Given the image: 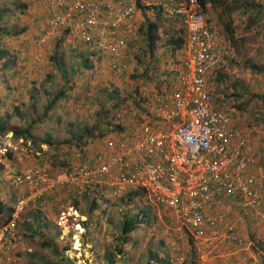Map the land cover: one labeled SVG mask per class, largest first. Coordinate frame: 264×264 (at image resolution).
<instances>
[{"label": "rangeland", "instance_id": "rangeland-1", "mask_svg": "<svg viewBox=\"0 0 264 264\" xmlns=\"http://www.w3.org/2000/svg\"><path fill=\"white\" fill-rule=\"evenodd\" d=\"M1 2L12 8L16 2L26 6L22 12L15 9L13 13H4L0 20V25L14 28L16 32L14 36L0 35V46L15 56L5 67H0V122L9 129L0 133V200L11 207L16 192L9 185L10 175L32 165L45 166L55 174L62 163L87 161L95 150L102 147L107 136H114L118 130L114 125L127 129L141 116L146 117L154 93L171 88L175 80L173 77L163 82L156 75L161 68L158 67L156 72L153 65L148 73L154 72V76L146 81L141 78L143 63L139 62L145 64L148 56L145 40L138 28L149 18L146 14H142L116 69L115 62L62 33L44 45L34 46L32 39L49 16L44 0ZM258 9L253 6L231 13L236 37L234 49L216 22L218 9H208L205 15L210 25L229 44L228 53L211 83L213 104L232 116L250 142L264 147V100L261 97L264 93V4L259 9L262 11L258 21L249 25ZM167 22L163 18L158 28L153 56H160V63H164L167 55L171 62L176 63L175 53H169L165 39L179 29L171 28ZM36 48L42 51L40 61L32 57ZM55 49L65 66L75 67L67 83H63L49 61L48 56ZM82 57H87L89 67L82 66ZM48 74L52 79L47 77ZM61 88L64 96L36 120L48 97ZM109 91L116 92L117 98L109 100ZM30 121L29 133L39 145L13 136L14 131L26 129ZM74 124L98 125L100 129L94 128L95 134L86 140L82 154L78 148L64 142L69 135V126L73 128ZM101 131L104 136L99 137L97 134ZM47 138L58 145L41 143ZM60 191L64 194L56 196L58 199L48 201L52 198L49 197L45 207L30 208L20 216L16 247L4 264H81V260L87 264H159L154 262V255L168 260L169 264H189L193 253L197 264L204 262L199 260L192 238L176 215L156 207L142 195L128 199L127 192L112 197L93 188L79 195L71 192L69 196L64 189ZM69 203L77 208L83 220L85 230L80 235V251L73 250L76 244L70 242V234L59 238L61 231L54 220L55 211ZM145 208L148 216L146 220H140ZM6 217L5 210L0 214V223ZM125 220L130 221L127 227L132 225V228L124 232L122 225ZM257 227L251 223L246 225V235L252 244L242 264H264V239L255 235ZM259 229L262 231L264 228ZM106 251L113 255L112 262L104 260Z\"/></svg>", "mask_w": 264, "mask_h": 264}, {"label": "built area", "instance_id": "built-area-1", "mask_svg": "<svg viewBox=\"0 0 264 264\" xmlns=\"http://www.w3.org/2000/svg\"><path fill=\"white\" fill-rule=\"evenodd\" d=\"M44 4L49 16L32 39L34 46L62 33L115 62L117 69L138 28L135 15L152 18L159 11L182 31L184 54L175 82L154 93L146 117L107 136L90 159L63 163L55 174L32 165L9 176L16 194L0 223V264L15 250L20 216L30 208L45 207L47 198L62 189L79 195L93 188L112 197L142 191L150 203L176 215L199 257L226 256L251 245L241 227H264V147L250 142L232 116L213 104L211 83L229 44L210 25L199 1ZM32 57L40 61L41 49L36 48ZM83 146L78 148L81 154ZM54 220L59 238L70 234L73 250L80 251L85 229L77 208L70 203L58 208Z\"/></svg>", "mask_w": 264, "mask_h": 264}, {"label": "trees", "instance_id": "trees-1", "mask_svg": "<svg viewBox=\"0 0 264 264\" xmlns=\"http://www.w3.org/2000/svg\"><path fill=\"white\" fill-rule=\"evenodd\" d=\"M199 3L201 4V6L204 8L205 13L208 11V9H213V10H217L216 13V22L220 25V27L222 28L223 32L225 33V39L227 41H229L230 45L234 48H236V37H235V31H234V27L232 24V18H231V13L235 10H239L242 11L244 10V8L247 7H258L260 9V7L262 6V4H264V0L263 1H256V0H198ZM25 3H21V2H16L14 3V7H10L8 5H6L5 3L1 2L0 3V20L3 17L4 13H13V10H20L22 12V10H24L25 8ZM259 9L257 10V12L252 16V18L249 21V25L252 23H255L256 21H258V17L261 13V11H259ZM165 19V18H164ZM163 22V18L162 15L159 13V11H156L153 13V17H149L146 18L143 26H140L138 28V30L141 33V36L144 38L145 43L144 46L146 48L147 51V56L148 58L146 59V63L144 64V62L140 61V63H143V71L141 72V78L143 80H149L150 78L153 77L154 74H151V72L148 73L149 70H151L152 65L154 66V63H156V56L154 58L153 56V46H154V42L158 39V28L160 27V25ZM179 31L182 33L181 30H178L177 33H175V31H173V34L168 38L165 39V44L168 45L169 47V53L173 54L175 53L177 50L179 49H183V35L179 33ZM6 35V36H14L16 34V32L14 31V28H11L9 26L6 25H0V35ZM57 47V46H56ZM59 51H57V49H55L53 51L52 54H50L48 56L49 61L51 62L52 66L56 69V71L58 72L60 78L63 80V83H67L70 80V76H72V74L75 72L73 65L67 64V66H65V62L61 59L59 53ZM15 56L13 55V53L8 54V52L2 48L0 46V67H5L7 62L10 60H14ZM155 60V62L153 63V61ZM82 66H87L89 67L88 64H86L87 62V57H82L81 61ZM153 63V64H152ZM154 68V67H153ZM152 71V70H151ZM151 74V75H150ZM47 77L50 79H52L51 74H48ZM64 94V89H58V91L51 97H48L47 102L42 110V113L40 115H36L35 119L39 120L41 115L46 114L47 110L50 109L51 107L54 106L55 102L57 99L61 98ZM107 98H109V100H113L117 98V93L116 92H112L109 91L107 93ZM261 97L264 100V93L261 95ZM32 109H34V106L31 105ZM17 110V108H16ZM34 120V121H36ZM31 121L30 124L28 125V127L24 130H17L13 132V136L14 137H19V138H23L24 140H30L32 141V143H36L37 145H39L38 142H36L34 140V138L30 135L29 133V127L31 126ZM73 128H68V138L64 140V142H66L68 145H73L76 148H80L83 145L86 144V140L88 138H93L94 136V128H96L97 130H100L98 125H95L94 127H88L86 125L83 126H79L77 124H74V126H71ZM114 127H116V129L120 130L121 127H119L118 125H114ZM123 129V128H122ZM9 129L6 128V126L4 125V122H0V133L2 132H6ZM13 130V129H12ZM10 130V131H12ZM124 130V129H123ZM99 137L104 136V133L101 131L97 134ZM46 143L49 146H57L58 144L55 142L53 143L50 138H47L41 141V143ZM39 147V146H38ZM40 150V149H39ZM63 164V163H62ZM144 196V194L142 193V191H135V190H131L128 191L126 196L128 199H130L132 196ZM11 207H7L5 206L2 201L0 200V214H2L5 210H6V215L8 216V213L10 211ZM148 216V211L145 209H142V215L140 217V220H146ZM128 223H130L129 220H125L124 224L122 225V231H129L132 228V225H130L129 227H127ZM113 255H109V253H106L103 255L104 260L110 261L112 262ZM154 262L157 263H161V264H169L168 260H163L160 257H157V255H154ZM189 264H197V258L195 257L194 253L190 254V258H189Z\"/></svg>", "mask_w": 264, "mask_h": 264}, {"label": "crops", "instance_id": "crops-1", "mask_svg": "<svg viewBox=\"0 0 264 264\" xmlns=\"http://www.w3.org/2000/svg\"><path fill=\"white\" fill-rule=\"evenodd\" d=\"M135 16H136L135 17L136 18L135 19L136 20V25L138 27L139 24H140L141 18H142V14L137 13ZM168 24L171 25V28H173V26L177 27L171 21H169ZM183 54H184L183 53V50H181V49H179V50H177L175 52L174 55H175L176 60H177L176 63L171 62V58H167V55L165 56L166 58L164 59V63H163V61H161V63H160L159 60H160L161 57L156 55V58L157 59H156V63H154V67H155L154 68V71L157 72L158 67L161 68V69H159V71L157 73L155 72L156 75H157V77L160 78V79H162V80H164L163 82H167L168 80H171L173 77H174V80H176V74L178 72V69L180 68V60L182 59ZM151 73L153 74L154 72H151ZM65 191H66V195L69 196L70 195V192L68 190H65ZM55 194H56L55 197H52V198L48 199V201H51L52 199H58L57 197L62 196L64 194V192H62V191L59 192L58 191ZM48 201L46 200L47 203H48ZM262 228H264V227H262ZM254 232H255V235L257 237L260 235L261 238L264 239V229L261 231L259 229V227H257ZM241 234L243 236H245L246 238L247 237L249 238V235L248 236L246 235L247 234L246 226L241 227ZM248 238H247V240H249ZM250 246L251 245H246L242 249H235V250L231 251V253L229 255H226V256L221 255L220 257H216V258H214V256H212L210 258L209 257L208 258H206V257H200L199 260L200 261H204L201 264H218V263L219 264H238L240 262H241L240 264H242L243 261L247 258V254L250 253L249 250H248Z\"/></svg>", "mask_w": 264, "mask_h": 264}]
</instances>
